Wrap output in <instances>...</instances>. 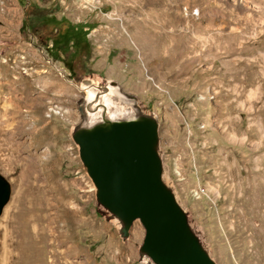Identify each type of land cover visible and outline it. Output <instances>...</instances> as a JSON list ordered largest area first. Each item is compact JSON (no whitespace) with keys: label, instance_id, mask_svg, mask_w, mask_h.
<instances>
[{"label":"rangeland","instance_id":"374dc122","mask_svg":"<svg viewBox=\"0 0 264 264\" xmlns=\"http://www.w3.org/2000/svg\"><path fill=\"white\" fill-rule=\"evenodd\" d=\"M23 3L0 0V175L11 187L0 264H52L61 251L70 264H141V225L121 242L69 137L87 82H115L156 115L168 178L216 263L264 264V0ZM42 15L89 32V73L52 59L51 26L31 25ZM52 178L68 197L66 231L53 197L38 209Z\"/></svg>","mask_w":264,"mask_h":264},{"label":"water","instance_id":"95a60500","mask_svg":"<svg viewBox=\"0 0 264 264\" xmlns=\"http://www.w3.org/2000/svg\"><path fill=\"white\" fill-rule=\"evenodd\" d=\"M81 85L87 95L76 102L80 122L69 137L98 213L116 227L123 243L139 222L141 264H217L168 178L156 115L115 82ZM10 195V184L0 175V217Z\"/></svg>","mask_w":264,"mask_h":264},{"label":"trees","instance_id":"16d2710c","mask_svg":"<svg viewBox=\"0 0 264 264\" xmlns=\"http://www.w3.org/2000/svg\"><path fill=\"white\" fill-rule=\"evenodd\" d=\"M19 2L24 4V0ZM41 23L51 26L52 37L47 42L51 43L48 52L52 59L61 62L70 73L77 71L83 76L89 73V32L83 26H75L64 18L57 20L53 16L42 15L31 21L32 26ZM62 55L65 58L62 59Z\"/></svg>","mask_w":264,"mask_h":264},{"label":"bare ground","instance_id":"6f19581e","mask_svg":"<svg viewBox=\"0 0 264 264\" xmlns=\"http://www.w3.org/2000/svg\"><path fill=\"white\" fill-rule=\"evenodd\" d=\"M82 89H85L84 86H81ZM85 92V91H83ZM87 93V92H86ZM37 149V148H36ZM38 152V151H37ZM40 154V153H39ZM50 166V165H49ZM54 169V168H53ZM64 184V183H63ZM61 184L60 182L56 181L54 178H52L47 186V189L46 191L44 192V197H43V201L44 202H49L47 204V207H44L45 205H43L41 208H38L39 211H41V213H43L42 211H46V210H49V207L51 208L52 207V204L50 203L51 201V197H53V201H54V207L57 209V213L56 215H58V217L60 218V220L62 221L61 223L63 224L62 228L63 230H68V218H67V211H66V199L68 198L66 195H64V185ZM75 189H77L78 191H80L82 193V197L80 199V203H79V206H80V209L78 210L77 212V219H78V222L80 225H83L85 226L87 224V218H85L86 216V213H85V208L84 206L81 204L83 203V200L84 198L87 196V188H86V182H85V177L82 176V177H79L78 179L75 180ZM46 188V187H45ZM47 197V200L45 201ZM84 204V203H83ZM79 208V207H78ZM54 209V208H53ZM68 210V209H67ZM9 212V210H7ZM38 211V210H36ZM73 214V213H72ZM72 214H71V217H72ZM47 215H45L46 217ZM50 217V215H49ZM70 218V217H69ZM73 218V217H72ZM55 219V218H54ZM41 223H47L49 220L47 218H42V215H41V219L39 220ZM52 221V220H51ZM50 221V223H51ZM75 222V221H74ZM7 223V222H6ZM4 223L2 225H0V229H3L7 232V224ZM50 225V224H49ZM52 225V223H51ZM40 230V229H39ZM69 238V237H68ZM66 239V238H65ZM69 241V240H68ZM72 245V244H71ZM73 247V245H72ZM80 247V246H79ZM69 248V247H68ZM67 248V249H68ZM75 248V247H74ZM71 249V248H70ZM69 251V250H68ZM62 252V251H61ZM59 253V252H55L54 253V256H55V259L52 260V264H70L68 263V261L66 260L67 258H69V256L67 254L69 253ZM73 253V251H72ZM79 253V251H78ZM66 255L68 257H66ZM75 255V254H74ZM76 257H78L76 255ZM75 257V258H76ZM72 264H75L72 263Z\"/></svg>","mask_w":264,"mask_h":264}]
</instances>
